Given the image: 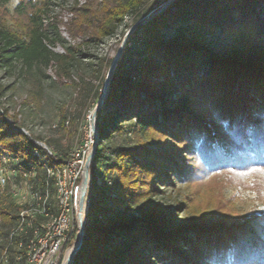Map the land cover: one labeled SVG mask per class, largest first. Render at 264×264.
Returning a JSON list of instances; mask_svg holds the SVG:
<instances>
[{
    "label": "trees",
    "instance_id": "1",
    "mask_svg": "<svg viewBox=\"0 0 264 264\" xmlns=\"http://www.w3.org/2000/svg\"><path fill=\"white\" fill-rule=\"evenodd\" d=\"M8 1L0 0V6ZM50 2L21 0L15 18L0 21V69L19 66V75L31 81L29 99L36 104L42 89L36 70L55 63L59 76L70 77L77 56L85 55L83 44H102L127 16L136 23L108 83H101L103 103L91 116L96 135L78 198L88 183L92 194L81 241L78 236L67 245L69 264H264V211L243 220L190 215L175 224L182 206L188 207L185 202L175 212L153 203L165 186L187 177L188 166L199 169L191 159L204 169L264 165V0H101L73 7L67 33L85 41L68 44L63 54L53 50L66 41L49 18ZM216 32L242 44L245 53L217 57L197 45L203 35ZM130 41L141 52L137 61ZM95 72L98 78L99 69ZM78 88L85 97L100 96L88 80ZM107 104L112 112L104 111ZM116 137L124 142H114ZM0 152L18 159L19 173L35 172L40 185L45 165H62L68 157L50 140L26 132L1 102ZM17 209L7 189L0 188L5 224ZM127 210L141 217L127 218ZM106 213L116 218L106 223L100 218Z\"/></svg>",
    "mask_w": 264,
    "mask_h": 264
},
{
    "label": "rangeland",
    "instance_id": "2",
    "mask_svg": "<svg viewBox=\"0 0 264 264\" xmlns=\"http://www.w3.org/2000/svg\"><path fill=\"white\" fill-rule=\"evenodd\" d=\"M21 0H9L7 4L0 6V21L10 23L15 18L14 8ZM101 0H51L48 7L49 18L57 21L58 31L66 42H61L53 47L57 53L63 54L64 47L68 44L84 43L85 38L71 39L67 33V23L74 18L73 7L85 6L89 3H98ZM159 4H169L171 0H157ZM174 9V7L172 8ZM48 20L45 19V22ZM136 25L131 16L125 17L116 33L104 40L98 46L91 44L82 45V53L78 55V62H74L70 68L71 76L58 75L57 66L52 63L45 69L35 71V76L41 79V96L38 103H34L30 97L33 89L31 81L19 75V66L10 71L0 69V102L7 108L10 116H15L19 124L24 126L26 132L38 135L45 140H50V145L58 151L69 153L77 148L81 141L88 140L92 144L95 140V131L91 126V116L97 105H102L103 90L101 83L106 79L111 63L116 60L124 37L133 30ZM174 35V31L168 34V38ZM128 38V37H127ZM197 45L204 46L217 57H241L245 53L242 44L235 42L232 37L218 32L205 34L197 40ZM128 48L132 52V60L137 61L141 52L137 50V44L130 41ZM89 54V55H86ZM126 65V63H125ZM127 66V65H126ZM99 69L98 78H94ZM45 77H44V75ZM88 80L96 86L100 94L96 99L83 96L78 88L81 80ZM113 105H104V111L112 112ZM123 137H116L114 142H121ZM52 149V148H51ZM191 160H193L191 162ZM190 164L199 166L198 170L188 166L185 179L174 180V184L164 187L163 193L153 197L155 203L162 210L176 211V206L181 202L187 204V208L179 211L180 218L175 224L189 219L190 215L202 216V214H215L227 216L228 219L243 220L252 213L264 211V175L255 173L245 177L237 175L247 168H221L204 169L197 159H191ZM15 165L8 167L15 169ZM13 178L6 187L11 199L12 192H22L28 196L24 186L25 181L32 180L36 173L28 171H12ZM19 178V181H18ZM100 181H96L99 184ZM89 184V183H88ZM83 189L79 198V209L84 214L91 200L89 185ZM2 190V189H1ZM54 200V198H53ZM127 218L133 216L140 218L138 211L127 210L124 213ZM208 215V216H209ZM101 220L111 223L116 217L110 213L102 214ZM5 233H2L4 237ZM161 264V263H155Z\"/></svg>",
    "mask_w": 264,
    "mask_h": 264
},
{
    "label": "bare ground",
    "instance_id": "3",
    "mask_svg": "<svg viewBox=\"0 0 264 264\" xmlns=\"http://www.w3.org/2000/svg\"><path fill=\"white\" fill-rule=\"evenodd\" d=\"M75 152L76 149H73L69 155ZM33 155L39 156L38 151L34 149ZM17 163L18 159L11 154L0 152L2 190L6 189L13 178L12 171H16V169L9 170L8 167ZM61 171H66V163L55 167L45 165L46 176L42 185L35 177L24 182L28 196L22 192H12L11 196L14 198L12 200L19 209L14 215L9 214L8 218L12 222L7 224L3 222L0 213V264H33L30 262L32 243H40L45 239L46 231H51L60 224V215L68 213L66 199L69 198V188L62 187ZM28 172L33 173L32 170ZM1 175L4 177L3 184H1ZM69 182H76V175H69ZM33 218L35 221L31 222ZM83 222H85V214L80 211V223ZM2 233H5L4 237ZM78 236H81V233ZM53 241H60V234H53ZM47 254H51V246H44V253H40V262H47Z\"/></svg>",
    "mask_w": 264,
    "mask_h": 264
},
{
    "label": "built area",
    "instance_id": "4",
    "mask_svg": "<svg viewBox=\"0 0 264 264\" xmlns=\"http://www.w3.org/2000/svg\"><path fill=\"white\" fill-rule=\"evenodd\" d=\"M90 145L88 140L81 141L77 144L76 152L67 157L65 162L66 171H61V182L62 187L69 188V198L66 199L68 202V213L60 215V224L53 230L46 231L45 239L41 240L40 243H32L33 251L30 255V262H33V264H67L68 242L71 238L78 237L83 228L82 223H80L78 191L81 187L78 181L82 178ZM69 175H76V182H69ZM3 183L4 177L1 175V184ZM18 193H21V191ZM74 207L77 209L76 214L74 213ZM32 221H35V218ZM53 234H60V241H53ZM44 246H51V254H47V262H40V253H44Z\"/></svg>",
    "mask_w": 264,
    "mask_h": 264
},
{
    "label": "water",
    "instance_id": "5",
    "mask_svg": "<svg viewBox=\"0 0 264 264\" xmlns=\"http://www.w3.org/2000/svg\"><path fill=\"white\" fill-rule=\"evenodd\" d=\"M127 37H128V34L124 37V39H123V43L127 40ZM115 61H116V60H114V61L111 63L110 67H109V70H108V73H107V76H106V83H108V81H109V79H110V77H111V73H112V71H113V68H114V65H115ZM86 178H87V172H85V176H84V178L82 179V181H81V183H80V187H82V186L85 184V182H86ZM81 236H82V235H81ZM81 236L79 237L77 243H79V242L81 241ZM68 251H69V249H68L67 252H66V262H67V264H69Z\"/></svg>",
    "mask_w": 264,
    "mask_h": 264
},
{
    "label": "snow or ice",
    "instance_id": "6",
    "mask_svg": "<svg viewBox=\"0 0 264 264\" xmlns=\"http://www.w3.org/2000/svg\"><path fill=\"white\" fill-rule=\"evenodd\" d=\"M255 173H260L264 175V165H254V166L248 167L246 171L237 173V175L241 177H245V176L252 175Z\"/></svg>",
    "mask_w": 264,
    "mask_h": 264
}]
</instances>
